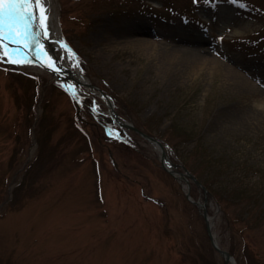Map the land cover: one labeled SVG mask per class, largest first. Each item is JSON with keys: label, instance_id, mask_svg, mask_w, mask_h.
Segmentation results:
<instances>
[{"label": "rangeland", "instance_id": "rangeland-1", "mask_svg": "<svg viewBox=\"0 0 264 264\" xmlns=\"http://www.w3.org/2000/svg\"><path fill=\"white\" fill-rule=\"evenodd\" d=\"M41 3L47 33L69 45L118 118L199 184L113 123L96 88L52 74L34 29L14 40L30 54L10 46L14 22L0 13V264H225L191 200L205 203L235 264H264V196L234 202L207 169L224 158L264 174V0ZM175 44L207 61L183 68ZM192 128L191 139L179 133Z\"/></svg>", "mask_w": 264, "mask_h": 264}, {"label": "bare ground", "instance_id": "bare-ground-1", "mask_svg": "<svg viewBox=\"0 0 264 264\" xmlns=\"http://www.w3.org/2000/svg\"><path fill=\"white\" fill-rule=\"evenodd\" d=\"M33 7L35 5L34 0H30ZM19 3L17 6H20L21 8H25V17L29 24H31V27L35 31V39H37L41 45H44V43L41 41L43 39L45 41V47L47 46V51L50 52L49 56L47 57V61L49 62V66H51V72L54 74H67L68 78L75 82H81L83 85H85L86 82H89V79L82 75L80 72V68L78 66V63L76 62L75 57L71 53H69V49L66 46V43L64 40L61 39L59 34L57 32L52 31V34H45V28L43 27V19L39 17L37 11L35 8L34 10H30L24 3L23 0H19ZM49 5V4H48ZM23 6V7H22ZM27 14V15H26ZM28 16V17H27ZM51 15L48 14L46 17V21H50ZM191 41V40H190ZM58 47L61 50V57L58 58L52 51ZM174 47H178L181 51L177 55H179V60L183 68H191L195 66L196 64H204L205 61H207V58L205 56L200 55L198 53V49L194 46H187L184 44L178 45L175 44ZM162 54L164 53L166 56L172 55L175 52H168L166 50H163ZM174 55V54H173ZM239 82L242 84H249V82L244 78H239ZM86 86V85H85ZM90 91H92L90 89ZM165 165L168 166V159L164 160ZM210 220V218H209ZM210 222V221H209Z\"/></svg>", "mask_w": 264, "mask_h": 264}, {"label": "trees", "instance_id": "trees-1", "mask_svg": "<svg viewBox=\"0 0 264 264\" xmlns=\"http://www.w3.org/2000/svg\"><path fill=\"white\" fill-rule=\"evenodd\" d=\"M193 130L194 128L185 131L179 130V133L186 139H191L198 135L193 134ZM208 160L209 165L207 169L211 172V175L220 182V184L221 182L223 183L225 190L229 193L228 199L234 202L245 199L249 200V202H253L255 199L259 200L264 196V174L262 175V172L259 170L255 171V174L251 173L250 170L244 172L242 170V163L239 162V164L235 163L232 165L229 163L230 161L224 160V158H210ZM255 177L257 178L258 184L261 180L262 183L253 189L252 178ZM245 183L246 185L247 183H250L251 185L245 186ZM213 194L220 196L219 201L224 200L220 191L215 190L213 191Z\"/></svg>", "mask_w": 264, "mask_h": 264}, {"label": "water", "instance_id": "water-1", "mask_svg": "<svg viewBox=\"0 0 264 264\" xmlns=\"http://www.w3.org/2000/svg\"><path fill=\"white\" fill-rule=\"evenodd\" d=\"M49 70H51V66L49 67ZM85 84L88 85L89 87L96 88L99 91L98 92L99 95L105 100V102L108 105V108L110 109V112H111V115L113 117V121H114L115 124H118V125H121V126H125L127 128H130V129L134 130L135 132H137L142 137L146 138L150 143L159 146V149H160V161H161V165H162V167L164 169H166L167 171H169L170 173H172L176 177H179L180 179H184L186 182H187L186 176H189L191 179L194 180V182L196 184H199V181L192 174H190L187 170H185V172H179V173H177V172L173 171L171 168H168L165 165V163H164V160L167 159V157L165 155V152H164V149H163V146H162L161 142L158 139H156L154 136L145 133L144 131L140 130L136 126H134V125H132V124H130L128 122L121 121L118 118L117 113L113 109V106L111 104V101L109 100L108 95L105 92H103L101 89H99L97 86H95L94 84H92L90 82H86ZM202 188H204V187L202 186ZM204 191H206L205 188H204ZM185 193H186V197L191 200V198H190L189 193H188L187 190H186ZM191 201H193L196 204L197 207L201 208L202 215H203L204 220H205V227H206L207 235H208V238L210 240L211 245L223 257V261H224L225 264L228 261H231L232 263L235 264V260L233 259L232 255L227 250L222 249L221 247H219L218 244H217V241L215 240L214 234H213L212 229H211V223L209 222V216L207 214V209H206L205 203H200V202L195 201V200H191Z\"/></svg>", "mask_w": 264, "mask_h": 264}, {"label": "snow or ice", "instance_id": "snow-or-ice-1", "mask_svg": "<svg viewBox=\"0 0 264 264\" xmlns=\"http://www.w3.org/2000/svg\"><path fill=\"white\" fill-rule=\"evenodd\" d=\"M8 3L9 4V7L12 8L14 7V5L12 4L11 0H0V11H3V7H4V4L5 3ZM35 3L37 5H39L41 8L44 7V5L41 3V0H35ZM23 7V6H22ZM43 16H44V21H42V23H44L46 21V17H47V12L45 11L43 13ZM45 34L47 35V29L45 28ZM13 62H18V61H13Z\"/></svg>", "mask_w": 264, "mask_h": 264}]
</instances>
